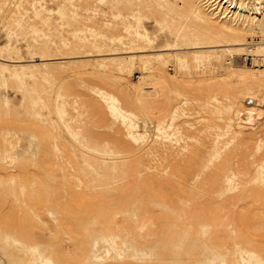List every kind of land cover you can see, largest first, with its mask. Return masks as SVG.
<instances>
[{"label":"rangeland","instance_id":"1","mask_svg":"<svg viewBox=\"0 0 264 264\" xmlns=\"http://www.w3.org/2000/svg\"><path fill=\"white\" fill-rule=\"evenodd\" d=\"M262 2L0 0V264H264V132L236 133L228 110L253 107L246 89L264 96V68L227 44L264 36ZM166 44L176 66L158 77ZM89 55L133 67L145 104Z\"/></svg>","mask_w":264,"mask_h":264},{"label":"bare ground","instance_id":"2","mask_svg":"<svg viewBox=\"0 0 264 264\" xmlns=\"http://www.w3.org/2000/svg\"><path fill=\"white\" fill-rule=\"evenodd\" d=\"M258 13L264 11V2L260 4V6L257 7ZM238 10H240V7H238ZM250 14L255 15L256 10L255 9H249ZM197 16H199L197 14ZM255 25V23H251V26ZM226 31H230L227 28H224ZM126 30H129V26L126 27ZM90 36L93 39L97 38H102L104 39L105 37L102 35H99L98 33L95 32V30H89ZM221 35V34H220ZM174 38L175 35H172ZM135 38L140 39L141 35L137 32H135ZM111 43H116V44H121L123 42V37L121 36H115L111 38L110 40ZM138 42V41H136ZM227 44L230 48L239 50L241 49L242 51H253V54L258 56L261 59L262 62V67L264 68V36L263 33L261 32H256L255 29H252L250 26L247 30V33L238 36L237 38L229 37L227 39ZM94 47H97L96 43H93ZM175 44H166L164 49L154 52L152 55L154 57V60L156 62L155 67L157 69L155 72L158 73V77H160L159 73L160 70L158 67H165L166 63L171 65L170 67L173 68V66H176V49H175ZM148 47H140L138 44H135L133 46H130L128 48V54H137L138 56L131 58L132 60V65L133 67L136 65L134 62L135 60H139L141 56H144L145 54L147 56H144L146 59L144 60L143 64H139V69L144 71L146 67L150 66L151 63H149L148 60V55L147 53H150V50H148ZM110 53L105 56V58H111L114 56L113 51L109 50ZM133 52V53H132ZM136 52V53H134ZM140 53V54H139ZM169 53H172L171 55ZM166 54L171 57L168 61L164 58V55ZM141 55V56H140ZM128 56H126L125 60L127 59ZM83 62L82 65L91 73H93L95 70H103L104 72L106 71V65L103 60L96 59L95 57L92 56H86L82 58ZM113 68L110 71H106L107 74V81L123 96L124 99H126L127 102L130 104L134 105L138 109L141 108L142 105L145 104L144 101H142L135 93L136 89V82L133 83L130 80V75H131V68H121V67H115L112 66ZM148 69H152V67H149ZM155 69V68H154ZM232 72H234V69H232ZM240 76H243L240 71H238ZM252 77L255 78L256 81H258L259 85L264 89V70L262 72H257L254 71L252 74ZM140 79L142 81L145 80V77L140 76ZM165 83V81H164ZM97 95L104 101L108 100L109 103L115 105L114 111L118 112L119 114H123L122 111L117 108L118 104V99L113 97L112 95L108 94H103L100 90H96ZM244 95H252L254 101H253V107L250 108H245L242 106L241 103L235 105V106H228V110L231 111V116H232V121H231V127L236 131V133H253L256 135H259V130L264 132V96H258L254 95L251 90L246 89L244 92ZM262 107V108H261ZM215 112V106L214 110ZM177 112L176 111H170V116H175ZM172 120V119H171ZM127 130L132 131V126L129 125ZM161 128H157V131H160ZM132 139L133 137L130 136ZM167 136H164V138H167ZM216 139L218 140L219 137L216 136ZM218 153L217 151L214 152L213 158H217Z\"/></svg>","mask_w":264,"mask_h":264},{"label":"built area","instance_id":"3","mask_svg":"<svg viewBox=\"0 0 264 264\" xmlns=\"http://www.w3.org/2000/svg\"><path fill=\"white\" fill-rule=\"evenodd\" d=\"M240 59L245 64L247 63L250 65L252 63V57H250V56L242 55V56H240Z\"/></svg>","mask_w":264,"mask_h":264}]
</instances>
